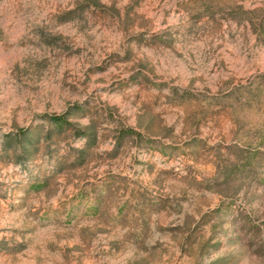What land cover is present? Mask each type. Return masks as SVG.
<instances>
[{"label": "rangeland", "instance_id": "rangeland-1", "mask_svg": "<svg viewBox=\"0 0 264 264\" xmlns=\"http://www.w3.org/2000/svg\"><path fill=\"white\" fill-rule=\"evenodd\" d=\"M87 1L0 0V264H264V0Z\"/></svg>", "mask_w": 264, "mask_h": 264}, {"label": "trees", "instance_id": "trees-1", "mask_svg": "<svg viewBox=\"0 0 264 264\" xmlns=\"http://www.w3.org/2000/svg\"><path fill=\"white\" fill-rule=\"evenodd\" d=\"M90 6H100L98 0H88L87 2L78 5L77 10L85 11ZM74 10V11H77ZM72 11V12H74ZM71 12V13H72ZM234 19L246 21L252 30L258 35L260 40L264 41V9L245 10L242 7H237L234 10ZM76 111H67L63 114L48 116L47 127L41 126L38 128L20 129L17 133L10 135L6 142V150H14L15 155L20 158L32 160L34 155L39 152L43 143L52 140L55 137L62 136L69 127H72L74 138H86L88 142L96 140V126L92 123L82 127L76 126L71 120L70 115H74ZM130 135H138L140 133L129 127H122L116 135V140L121 142L125 137ZM82 156L84 149L72 148Z\"/></svg>", "mask_w": 264, "mask_h": 264}]
</instances>
